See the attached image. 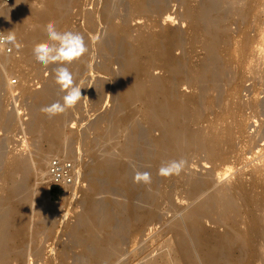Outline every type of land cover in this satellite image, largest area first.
Segmentation results:
<instances>
[{"label": "bare ground", "instance_id": "1", "mask_svg": "<svg viewBox=\"0 0 264 264\" xmlns=\"http://www.w3.org/2000/svg\"><path fill=\"white\" fill-rule=\"evenodd\" d=\"M5 1L0 0V30L7 36L14 34L20 47L12 45V53L0 54V104L6 95L8 98L21 92L16 91L19 80L11 84L8 71L32 61L34 46L48 42L45 26L58 18L61 22L54 23L56 29L64 32L68 0H47L41 12L27 10V0H8L9 4ZM75 3V16L81 20L77 30L91 32V40L88 52L68 65L69 70L74 80L85 68L91 73L114 76L110 60L98 65L92 57L106 52L108 37H114L109 52L121 58L122 80L119 84L109 80L103 87L112 97L113 90H117L121 107L105 113L108 118L96 121L73 142L61 138L67 110L53 118L42 111L56 102L63 103L54 73V69L62 65H53L49 77L52 82L26 95V130L39 136L45 145L28 151L26 140L19 138L17 149L0 146V264H26L25 213L31 208L33 180L45 175L48 181L45 164L49 154L75 160L82 151L92 154L86 162L88 187L79 200L76 221L68 227L71 239L64 244L63 262L108 264L117 256L120 231L141 239L158 219L162 202L171 201L173 189L178 186L189 202L183 220L164 229V235L170 234V238L165 241L163 250L151 257H148L150 253H145L133 264L241 263L239 249L249 246L254 251L255 245L243 239L234 227L240 223L239 206L228 186L219 182L227 175L226 171L218 170L219 164L235 157L233 144L218 132L202 129L198 121L199 106L178 94L176 88L179 81H183L200 96L209 87L219 90L221 80L231 82L229 65L220 61L218 48L228 41L227 16L237 14L242 18L244 11L236 7L233 0H200L196 5L190 0H132L126 14L121 13L115 0H76ZM174 3L178 5L176 11ZM25 17L38 22L28 32L22 30ZM120 17L122 19H118ZM176 18L184 21L193 34L189 47L197 44L205 49L204 57L195 67L176 64L173 60V54L181 50L180 34L174 31L160 35ZM123 39L125 42L121 41ZM244 50L242 45L240 51ZM155 69H159L160 74H154ZM122 106L131 113L126 114ZM8 115L0 109V126L10 124ZM137 121H144L150 127L151 148L134 132ZM117 126L122 127L120 134L116 133ZM139 139L151 165L149 183L152 188L144 191L142 203L137 204V184L129 174V162L135 157ZM101 147L107 149L100 150ZM180 160L185 164L179 175L160 173L163 165ZM250 174L254 179L264 176V164L254 167ZM236 179L243 186V173ZM116 188L128 193V198L116 199L113 196ZM252 206L260 213L264 210V201L256 199ZM37 209L35 207L34 211ZM206 221L210 223L207 230L203 227ZM228 226H233V230L227 231ZM220 228L223 231L218 234ZM32 249L34 257L28 258L27 264H38L42 249L38 244Z\"/></svg>", "mask_w": 264, "mask_h": 264}, {"label": "rangeland", "instance_id": "2", "mask_svg": "<svg viewBox=\"0 0 264 264\" xmlns=\"http://www.w3.org/2000/svg\"><path fill=\"white\" fill-rule=\"evenodd\" d=\"M75 1H67L64 32L81 33L89 47L91 32L85 31V33L77 30L81 20L75 16L77 12ZM199 1L190 0V3L196 5ZM5 2L10 3L8 0ZM131 2L132 0H115V4L123 14H126ZM233 2L236 7L244 11V17L240 18L237 14L227 16L225 23L229 28L228 41L218 48L220 61L222 64L229 65L231 82L221 80L219 90L209 87L204 95L199 96L196 89L177 79L176 81L179 83L176 92L199 106L198 121L202 129L211 133L218 132L220 135H224L223 137L230 139L229 142L233 144L232 149L235 157H232L228 163L218 165L219 172L226 171L227 174L219 182L228 186L239 206L240 223L234 227L240 231L243 239L253 242L255 245L254 251L249 246L239 249L238 253L242 262L237 264H264V210L259 213L252 206L256 199L264 201V176L254 179L250 174L254 167L264 164V0H233ZM46 3L47 0H27L25 8L41 12L45 9ZM177 7V3H174L173 10L176 11ZM116 21L118 20L116 19ZM51 22L57 24L61 21L58 18H53ZM23 23L25 25L22 30H26V32L38 24L34 19L30 20L26 17ZM100 27L104 29V24L101 23ZM166 27L161 31V36L169 35L175 31L180 34L182 40L181 50L173 54L174 62L187 67L197 66L200 59L204 57L205 49L197 44L192 48L189 47L193 34L188 25L176 18L172 25ZM0 32L4 33L2 30ZM102 33L104 32L102 31ZM121 41L125 42V39ZM112 42H115V38L108 37L109 44L106 52L93 54L92 57L98 65L110 60L114 76L110 77L100 72L91 73L88 68L78 73L74 85L81 87L82 99L73 108L67 109L66 118L62 122V139L75 142L88 132L87 129L96 121L108 118L105 113L115 107H121L117 90H113L112 97L108 96L103 87L109 80H116L118 84L122 80L121 58L117 54L109 52L113 47ZM242 45L245 46L244 51H240ZM11 47L13 48V46ZM35 66L36 70H33ZM54 66L50 65L45 68L37 64L33 58L29 63H23L20 68L8 71V77H11L12 81L17 80L11 84L15 85L19 80L20 84L16 87V91L21 92L10 95L8 98L6 95L0 104V109L6 111L10 119L9 125L0 126V146L2 148L13 146L17 149L16 144L19 138L26 140L28 151L34 150L35 146L45 145L39 136L31 135L26 130L24 123L28 118L26 95L42 87L44 83L52 82L49 77ZM159 71V69H155L153 73L160 74ZM65 95L66 92L61 91L62 100ZM160 104L163 102L161 101ZM124 107L122 106V109L126 114L131 113V110ZM136 109L139 110V106ZM120 127L117 126V134H120L123 125ZM134 132L138 138H142L141 140L146 146L149 148L153 146L149 137L150 127L144 121H137ZM117 139L120 141L119 137ZM141 140L139 139L135 145L134 159L129 162V174L137 184L135 190L137 204L142 203L144 191L147 188H152L149 183L151 165L144 154L145 147ZM106 149L107 147L100 148V150ZM54 155L56 154L50 153L48 160ZM62 157L69 158L68 156ZM91 158L92 154L86 151H82L79 158L75 160L69 158L76 163L79 169L80 185L77 197L57 196L56 188L50 192L45 175L33 180L30 193L31 208L25 213L27 249L24 263L27 264V259L34 257L32 248L38 244L42 249V256L39 258L38 264H68L63 262L64 244L71 239L68 227L76 221L80 211L79 200L82 198L83 190L88 187L86 162ZM45 167L47 168V162ZM240 172L245 178L243 186L236 179ZM144 173L149 174L147 182L143 179ZM113 196L123 201L128 198L129 194L116 188L113 190ZM36 203L37 206H35ZM35 207H38L37 211H34ZM188 208L189 202L185 192L180 187H175L171 201L162 202L160 215L155 224L149 226L152 229L147 230L146 235L138 239L137 235L129 237L120 231L117 241V256L108 264H133L145 253H150L148 257L155 256L164 249L165 241L170 238V234L164 235V229L175 221H182L183 214ZM255 215L259 216L255 218ZM203 227L207 230L210 223L204 222ZM225 229L231 231L233 226L225 227ZM222 231L223 229L220 228L217 233L220 234Z\"/></svg>", "mask_w": 264, "mask_h": 264}, {"label": "clouds", "instance_id": "3", "mask_svg": "<svg viewBox=\"0 0 264 264\" xmlns=\"http://www.w3.org/2000/svg\"><path fill=\"white\" fill-rule=\"evenodd\" d=\"M45 32L48 42H42L34 46L33 55L37 64L47 68L50 65H62L54 69L55 82L60 86L61 91L66 92L63 97V103L56 102L42 111L53 118L57 114L73 108L81 99V87L74 85L73 74L68 65L79 60L88 52L84 36L79 32L57 31L54 22H49L45 26ZM97 40L99 37L96 38ZM15 45L19 49L20 45L16 43L15 35L9 34L6 37H0V51L9 50L10 46ZM185 161H171L160 168V173L164 176L171 174L179 175L183 169ZM143 179L147 182L149 174L144 173Z\"/></svg>", "mask_w": 264, "mask_h": 264}, {"label": "built area", "instance_id": "4", "mask_svg": "<svg viewBox=\"0 0 264 264\" xmlns=\"http://www.w3.org/2000/svg\"><path fill=\"white\" fill-rule=\"evenodd\" d=\"M4 33L0 32V37H6ZM13 52V48L10 46L9 50H2L0 54H10ZM16 81H12L15 83ZM47 175H48V189L50 192L56 188L57 196L60 197H74L78 196V187L80 185L79 169L76 163L69 159L59 155H54L49 158L47 163Z\"/></svg>", "mask_w": 264, "mask_h": 264}]
</instances>
